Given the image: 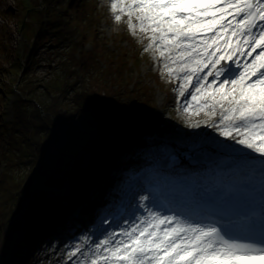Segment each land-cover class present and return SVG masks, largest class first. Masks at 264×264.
<instances>
[{
  "label": "snow or ice",
  "instance_id": "6c2138e0",
  "mask_svg": "<svg viewBox=\"0 0 264 264\" xmlns=\"http://www.w3.org/2000/svg\"><path fill=\"white\" fill-rule=\"evenodd\" d=\"M110 8L116 22L121 20L118 8L127 12L132 35L134 14L139 30L151 33L145 52L155 48L160 57L168 53L176 66L166 65L168 74H182L180 96L194 86L186 105L209 108L207 116L219 109V134L264 155V0H131L127 5L113 0ZM140 199L143 203L148 197ZM145 211L88 252L77 245L69 260L264 264V163L251 166L237 182L213 185L200 219Z\"/></svg>",
  "mask_w": 264,
  "mask_h": 264
},
{
  "label": "trees",
  "instance_id": "16d2710c",
  "mask_svg": "<svg viewBox=\"0 0 264 264\" xmlns=\"http://www.w3.org/2000/svg\"><path fill=\"white\" fill-rule=\"evenodd\" d=\"M38 1L30 0L29 8L39 5ZM42 5V10L27 14L31 22L26 23L27 34L24 31V36L29 40L36 34V45L40 39L49 40L55 49L61 50L62 59L54 66L53 76L45 82L27 71L19 81V93L11 101L10 120L6 123L0 121V242L5 234L7 246L19 229L20 218L16 214L24 207L26 199L27 210L36 228L41 222L35 220L44 219V196L30 193L32 180L44 175L46 182L55 179L54 185H58L61 178H69L72 174L75 175L74 181L87 180L90 171H76L81 163L79 153L88 152L82 147L111 149L120 132L131 134L136 117L147 118L153 111V91H146L148 87L144 82L135 80L129 87L124 75L111 78L115 76L112 71H119V65H124L125 55L121 54L119 61L118 58L113 60L112 52L97 40L96 33L92 32L94 19H91V11L85 10L89 21L80 30L81 19L66 16L62 20L63 12L54 6L53 0H43ZM22 12L24 15L26 9ZM85 41H90L91 49L82 48ZM32 52L26 59L29 67L36 64ZM135 54L137 56L138 49ZM112 60L119 63L114 69L110 65L101 67V63L109 64ZM112 83L116 85L113 87ZM5 89L11 91L7 85ZM54 147L59 150L57 158L47 168L46 162ZM95 158L98 159L99 155ZM35 231L30 230V233ZM14 256L11 263L4 257L1 264H31L36 253L30 256L18 246Z\"/></svg>",
  "mask_w": 264,
  "mask_h": 264
},
{
  "label": "rangeland",
  "instance_id": "374dc122",
  "mask_svg": "<svg viewBox=\"0 0 264 264\" xmlns=\"http://www.w3.org/2000/svg\"><path fill=\"white\" fill-rule=\"evenodd\" d=\"M81 1L82 0H53V3H55L54 6H56L57 9L63 12L61 16L62 20L66 19V16L69 19L80 18V30H82L84 23L89 21L88 17H86L87 14L85 10L88 9V11H91V19H94V23L93 28L91 26L90 28L93 29V33H96L97 40L102 41L104 47L112 52L113 60L116 61V59L118 58L119 61V57L122 56L121 54L125 55L123 61L124 65H119L121 67L119 71H116L117 69H114V66L118 65L119 63L113 60L109 64L108 62L101 63V67H105L106 65L113 66L112 69L114 70L112 72H115V76L113 75L111 78H115L117 74H121L122 76L124 75L123 78L126 77L129 81V87H132V82H134L135 80L137 82H144L148 87L146 91L150 89L153 90V106L155 109L153 113V120L155 121V131L148 132L144 129H141L142 127L139 126L142 125L143 127H146V116H141L140 118L136 117V119L133 121V127L136 126V137L128 138L126 135H121V133L119 134L121 138H119L120 136H115L118 141H120V143H122L123 145L125 144L126 147L115 148L118 149V152L114 154L109 152L110 149L102 153L99 146L95 147L85 154H81V152L79 153L82 157L80 159V166L76 169V171L80 169L90 171L91 174L89 173L87 175L89 176V178L96 175L95 181L92 182L88 180L85 183L87 189L92 188L93 186L97 187L99 185H103V189L108 187V184H110V182L105 183V179H107L106 177L108 175H105L106 169L102 167L101 163L103 161L110 162V160L112 159H119L120 157L122 158V154L127 155L130 153V151H135L138 145H140L143 149L142 151L140 150L141 148L138 149V152L141 154L140 156L145 153L144 149H148L146 150V152H148L149 149L152 150L149 153L152 156H155L157 154L160 155V149L168 151L171 149L169 148L171 145L172 147L177 148L198 147L201 150V154H203L207 159L212 156L226 158L227 156H225L221 151L223 147H225V152L241 151L244 154L245 158H247L248 155L256 157L259 154L251 149H248L246 146L238 144L236 140L223 137L219 134L218 129L220 127V123H218L217 121V118L219 117V111H217V114L215 116H207L205 113L209 111L196 107L193 102L191 103V106L186 105L185 101L190 100L191 96L189 97V99H185V96H180L177 91V85L181 83L180 80L182 79V76L168 74L167 68L166 66H164L168 57L167 52H165L164 57H160L158 51L155 48L150 49L147 52L144 51L145 46H147L151 42V33L141 32L139 30V23L136 19L135 14L131 17L132 23L136 25V35L134 36L128 29L129 17L126 11L120 12L118 8L116 14L121 16V20L120 22L115 21L114 15L110 8L113 0H84L82 4ZM18 2L19 0H0V121L2 123H6L11 118L10 104L11 101L15 98V95L18 94L19 87H14L10 92H7L5 89V85H9L11 88V86H13L15 82L19 84V81L24 77L23 75L21 79L16 78L15 71L23 69L24 73H26L27 70H29V72L35 75L36 78L45 82L53 76L55 72V70H53V67L57 66L59 60L62 59L60 52L61 50L55 49L53 47V44L51 42H48L46 39H40L39 44L36 45L34 52V59L37 61V63L32 68L27 69L24 62V49L20 48L19 50H16L13 48L14 42L18 38L19 32L22 31L20 28L21 21L25 20L26 22H31V19H23L26 17V13L23 15L22 10L24 8L22 7V5H20V2ZM42 2L43 0H39V5H37L32 10H42ZM86 3L88 8L85 5ZM118 3L127 5L128 3H131V0H118ZM82 5H85V8L82 7ZM23 31H25L24 28ZM50 43L52 45L51 47H48ZM30 44L31 41L28 42V45ZM82 48L84 50L91 49L90 41H85L82 45ZM138 48V54L133 59L132 57L134 56V53ZM167 64L169 66H172V68L176 67L171 63ZM15 65H18V67H16ZM162 70L163 74H161ZM115 85L116 84L112 83L113 87ZM186 96H188V94H186ZM185 107H189V110L184 111ZM89 130L95 131L91 128ZM108 136L112 137L114 135L109 134ZM118 141L115 142L114 146L120 144L118 143ZM157 142L163 147H153ZM126 143H128V145ZM54 149L56 150V152L59 151L56 148ZM86 149L87 146L84 145L82 147V150L84 151ZM95 155H100L102 161L101 163L99 162L97 163V165H95L93 171V169L91 170L90 168V164L92 156ZM115 155L117 156L114 158L113 156ZM200 161H202L201 158L198 162ZM121 162L125 161H123L122 159ZM121 166L127 167L125 163H123ZM55 173L58 174L57 171H55ZM119 179L120 176L116 180H114V184L116 182L118 183ZM184 179L188 180L189 178L184 177ZM49 181L46 182L44 180V176L42 175L32 180L29 185L30 193H41L40 195L43 194L45 207H47L48 203L53 204L60 201L61 205L59 212L62 206L65 207L67 214L74 212V208L79 206L83 201L82 195L83 190L85 189L84 184H79L78 181L73 183L71 180L66 179L62 182L61 190L53 188L52 183H54L55 179ZM80 187L82 188V190ZM103 189L99 191L102 192ZM44 190H46V192ZM88 193L90 195V192ZM26 203L27 199L23 202L24 207L16 214L20 217L21 223L26 222L29 219L30 213L25 207ZM93 209L94 207L92 208V210ZM89 216L90 213H87L86 218H88ZM82 219V216L79 217L80 221ZM35 222L37 223L39 222V220L36 219ZM73 223L74 222L70 224ZM34 226L35 223H32L30 228H34ZM94 232L95 231L93 230L86 232L88 235H82L81 240L75 241V243H71L73 239H62L58 234L51 235V238L39 237L37 235L39 232L35 233V235L28 236L29 239L33 240V243L31 244L32 246H36L38 241L41 239H43V243L46 242L44 246H39V249L41 251L36 252L35 261L33 260L31 264H53V262H66V264H75V261L78 257L74 258L73 260H69L68 253L73 251L77 245L82 246L83 252H88L89 248L94 247L95 245V243L92 242ZM19 234L17 230L10 238L9 246H6L3 252L6 257H9L10 251L13 247V242ZM45 238L47 239V241L45 240ZM20 240V244L22 243L21 246L25 243L24 249L27 248L29 242L28 240L26 242V238L24 239V235L20 236ZM72 244H75V246L72 247ZM13 248L17 249V244ZM2 250L3 247L1 241L0 251ZM79 258L83 259L82 256ZM70 261H72V263Z\"/></svg>",
  "mask_w": 264,
  "mask_h": 264
},
{
  "label": "bare ground",
  "instance_id": "6f19581e",
  "mask_svg": "<svg viewBox=\"0 0 264 264\" xmlns=\"http://www.w3.org/2000/svg\"><path fill=\"white\" fill-rule=\"evenodd\" d=\"M129 135H131V134H129ZM119 137V136H118ZM119 138H121V137H119ZM92 149H94L93 147H91L90 149H88L87 148V151L89 152V151H91ZM228 153H230V152H228ZM228 153H227V155H228ZM81 154H83V152L81 153ZM80 154V155H81ZM230 154H232V153H230ZM133 155H135V151L133 150V151H130V153L129 154H127V155H125L127 158H125V159H131V157L133 156ZM97 155H95V156H92V158H91V164H93L92 163V161L93 160H95ZM100 156V155H99ZM117 155H115V156H113L114 158L116 157ZM122 159L123 158H119V159H112V160H110V162H107V161H103L101 164H102V167H104V169H106V171H110L109 170V168H111V167H114L115 166V164L117 163V162H119V163H121V161H122ZM238 161H240L241 162V164L242 163H244L245 161L243 160V159H237ZM96 161V165H97V163H99V161L96 159L95 160ZM231 162H233L232 160H230V161H228V162H226L225 163V165L226 164H229V163H231ZM258 162H260V161H258ZM150 165V164H149ZM93 166H95V164H93ZM241 167V166H240ZM139 168H141V167H138V171H139ZM155 168V167H154ZM93 169V171H94V168H92ZM91 169V170H92ZM97 171V170H96ZM153 171V170H152ZM190 168H185V169H182V168H180V169H178V172L181 174V175H185V174H188V173H190ZM205 172H213V173H215L214 171H205ZM97 174H98V172H97ZM220 174V172H216L215 174H214V176L212 177V179L214 180V181H216L217 182V176ZM243 174H245V173H243ZM72 176H73V178L75 177V175H73L72 174ZM223 176H225L224 174H223ZM211 178V177H210ZM45 180V179H44ZM93 181H95V179L93 180ZM221 181L222 180H219L218 181V183L220 182L221 183ZM215 182V183H216ZM95 187L96 186H93V189H95ZM54 188V187H53ZM62 190V189H61ZM197 191H200V188H197L196 189ZM69 192V191H68ZM71 192V191H70ZM75 195V194H74ZM58 196V195H57ZM83 201H82V203L83 202H86L87 200V203L88 204H86V206L84 207V210H83V212L85 213V216H86V214L87 213H90V215L92 214V212H93V210L96 208V206H97V202H96V200H94V199H89L91 196L89 195V193H88V191H85L84 193H83ZM63 207V206H62ZM79 207H80V205L79 206H77V207H75L74 208V212L71 214V219L70 220H68L70 223L71 222H73V221H75V218H77V217H79L80 216V214L82 213V211L79 209ZM94 207V209L92 210V208ZM4 264H5V262H4Z\"/></svg>",
  "mask_w": 264,
  "mask_h": 264
},
{
  "label": "water",
  "instance_id": "95a60500",
  "mask_svg": "<svg viewBox=\"0 0 264 264\" xmlns=\"http://www.w3.org/2000/svg\"><path fill=\"white\" fill-rule=\"evenodd\" d=\"M24 23H25V20L22 22V24H21V28H23ZM55 155H56V151H55V149H53V150H52V157H54ZM52 157H51V158H52ZM49 162H50V159L47 160L46 165H48ZM6 246H7V242H6V237H5V234H4V235H3V240H2V247H3V250L0 251V263L2 262V260H3V258H4V254H3V252H4V249H5Z\"/></svg>",
  "mask_w": 264,
  "mask_h": 264
}]
</instances>
